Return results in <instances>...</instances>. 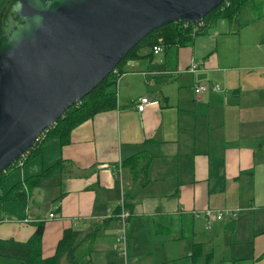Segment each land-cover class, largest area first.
<instances>
[{"label": "crops", "instance_id": "0c3cea01", "mask_svg": "<svg viewBox=\"0 0 264 264\" xmlns=\"http://www.w3.org/2000/svg\"><path fill=\"white\" fill-rule=\"evenodd\" d=\"M138 54L118 68L116 107L74 127L66 144L44 138L3 182L0 194L15 184L24 192L0 200V260H14L0 264H25L39 224L43 257L65 229L102 224L89 264H264L261 241L232 238L247 222L264 234V0H249L234 20L217 18L189 43ZM199 83L223 90L196 94ZM141 96L158 102L138 111ZM140 151L150 156L145 178L122 165L114 174ZM122 199L131 213L126 256L115 248ZM224 207L242 213L209 229L194 215ZM226 227L230 245L218 244Z\"/></svg>", "mask_w": 264, "mask_h": 264}, {"label": "water", "instance_id": "95a60500", "mask_svg": "<svg viewBox=\"0 0 264 264\" xmlns=\"http://www.w3.org/2000/svg\"><path fill=\"white\" fill-rule=\"evenodd\" d=\"M224 0H22L0 12V172L154 29Z\"/></svg>", "mask_w": 264, "mask_h": 264}, {"label": "trees", "instance_id": "16d2710c", "mask_svg": "<svg viewBox=\"0 0 264 264\" xmlns=\"http://www.w3.org/2000/svg\"><path fill=\"white\" fill-rule=\"evenodd\" d=\"M248 1L225 0L221 2L201 19L203 22L202 25H199V23H186L183 20L164 24L142 38L136 46L129 50L116 67L120 68V65L127 59L137 58L139 56V50L143 47L152 48L156 44L167 46L169 44L181 45L189 43L194 36L204 32L217 18L222 17L228 20H234L241 8ZM7 2L8 0H0V12ZM115 85L116 77L112 72L83 98L72 104L61 117L49 126L44 133V138L49 134L57 135L61 144L68 143L70 133L74 127L100 111L116 107L117 97L114 90ZM39 145L40 143L36 142L29 148L26 159L38 150ZM149 162L150 156L146 152L140 151L124 158L121 165L128 168L133 179H140V177L145 178L143 173ZM10 169L12 168L7 167L4 171L0 172V189L3 186L4 176ZM16 185L6 190V192L1 193L0 200L23 196L21 192L23 190H18V187L15 189ZM14 189L15 191H13ZM119 210L120 207L115 214ZM105 220L107 221L108 219H104L103 221ZM42 226V224H39L35 232L27 240L28 256L25 259V264H89L92 243L99 227L102 228V224L91 226L84 231L70 228L65 229L57 242L54 253L48 257H43L41 253Z\"/></svg>", "mask_w": 264, "mask_h": 264}, {"label": "built area", "instance_id": "2783aa9c", "mask_svg": "<svg viewBox=\"0 0 264 264\" xmlns=\"http://www.w3.org/2000/svg\"><path fill=\"white\" fill-rule=\"evenodd\" d=\"M195 23H199V25L203 24L201 19ZM162 49H163V45H161V44H156L152 47V51L154 53H159L160 51H162ZM196 69H197L196 63H192L190 65V67L188 68V70L191 72L196 71ZM112 72L115 74L116 83H117L118 80L122 77L123 73L121 71H119L117 67H115L112 70ZM263 72H264V69H263ZM193 89H194V92L196 94H199L202 92H207V91L223 90L222 86L218 83H199V84H195L193 86ZM157 102H158L157 100H152L148 96H141L137 99L135 106H136V109L138 111H143L144 108L148 104L157 103ZM44 133L45 132L38 135L37 138L35 139L34 143H36V142L41 143L45 137ZM28 150L29 149L22 152L7 167H11L12 169L21 167L27 158ZM5 169H3L2 171H4ZM113 169H114V174L117 175L121 171V164L114 166ZM238 210L239 209H236V208H223V209H217V210L206 208L201 212H199V211L194 212V215L197 217L203 216L206 219V227L209 229L212 226V224L214 223V221L235 218L237 216ZM130 215H131V213H130L129 209L124 206V199H122L120 201V210L117 214H114V216H115L116 224H117L116 231H115V248L117 249L119 254H121L123 256H126V254H127L126 223H127V220H128ZM54 216H55V213H50V217H54ZM74 220L75 221H73V222H74V224H76V221L79 219H74ZM82 221H84V220H82Z\"/></svg>", "mask_w": 264, "mask_h": 264}, {"label": "rangeland", "instance_id": "374dc122", "mask_svg": "<svg viewBox=\"0 0 264 264\" xmlns=\"http://www.w3.org/2000/svg\"><path fill=\"white\" fill-rule=\"evenodd\" d=\"M53 137H55L54 135H51L49 134L47 136V139H52ZM35 156V152L29 157V159H31L32 157ZM28 159V160H29ZM15 170H18L17 168H14L12 170H9V172L4 176V182H6V184H8V175L10 173H12L13 171ZM4 187V186H3ZM1 191V189H0ZM224 208H236V209H239L238 212H237V216H240V213L241 212V209L239 207H224ZM248 225H246L245 228H241L238 232H236V234L232 237L233 238V241L235 240H239L240 238H246L247 242L248 240H250V242H248V245H252V243H254V240L256 239L257 241H261V244L260 245H264V234H255L253 232H256V231H251V227L252 225H254L253 223H248ZM254 228H255V225H254ZM231 229L232 228H228L226 227L225 228H222V232H224V234L220 235V239L218 240V244H221V245H230V242L232 240V238H230V235H231ZM0 261H3V262H13L14 260L10 257H5V258H1ZM17 261H20L19 259H17Z\"/></svg>", "mask_w": 264, "mask_h": 264}, {"label": "clouds", "instance_id": "9594fccd", "mask_svg": "<svg viewBox=\"0 0 264 264\" xmlns=\"http://www.w3.org/2000/svg\"><path fill=\"white\" fill-rule=\"evenodd\" d=\"M23 9L22 0H15V3L12 5V10L19 13Z\"/></svg>", "mask_w": 264, "mask_h": 264}]
</instances>
